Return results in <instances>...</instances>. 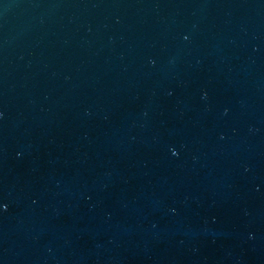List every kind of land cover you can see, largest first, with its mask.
<instances>
[{"label": "water", "instance_id": "1", "mask_svg": "<svg viewBox=\"0 0 264 264\" xmlns=\"http://www.w3.org/2000/svg\"><path fill=\"white\" fill-rule=\"evenodd\" d=\"M0 264H264V0H0Z\"/></svg>", "mask_w": 264, "mask_h": 264}]
</instances>
